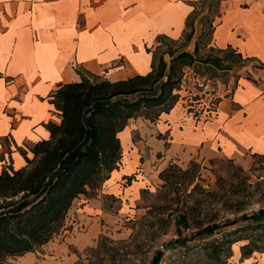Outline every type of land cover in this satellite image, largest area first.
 <instances>
[{
    "label": "crops",
    "instance_id": "0c3cea01",
    "mask_svg": "<svg viewBox=\"0 0 264 264\" xmlns=\"http://www.w3.org/2000/svg\"><path fill=\"white\" fill-rule=\"evenodd\" d=\"M195 2L0 0V171L22 168L25 158H31L30 147L48 139L46 124L60 123L50 96L62 85L79 82L76 69L110 82L146 75L153 59L148 50L159 37L183 38ZM212 46L260 66L237 79L229 97L219 94L212 109L206 98L194 103L199 121H193L194 115L190 118L192 112L184 109L182 98L181 105L177 101L156 123L141 117L127 121L117 136L120 162L124 151H133L137 163L118 165L107 186L103 183L106 193L81 205L80 216L91 221V227L73 241L78 249L91 243L97 221L106 215L101 197L115 196L109 189L115 190L114 183L126 177L134 178L130 185L138 176L147 183L154 180L155 173H149L154 160L163 161L158 174L195 154L217 153L226 159L245 153L264 156V0H222ZM237 264H264V252Z\"/></svg>",
    "mask_w": 264,
    "mask_h": 264
},
{
    "label": "rangeland",
    "instance_id": "374dc122",
    "mask_svg": "<svg viewBox=\"0 0 264 264\" xmlns=\"http://www.w3.org/2000/svg\"><path fill=\"white\" fill-rule=\"evenodd\" d=\"M195 1L183 38L159 37L149 50L155 64L163 57L167 66L179 53L193 56L194 63L177 73L179 85L173 91L175 103L181 105L182 98L184 109L192 112L190 118L196 117L193 121L199 117L194 103L206 98V106L212 109L219 94L229 97L237 79L260 66L234 51L214 49L212 29L222 0ZM75 72L91 83L106 79L81 68ZM155 114L144 116L155 118L150 122L156 123ZM131 153L124 151L120 166L127 160L137 163ZM157 164L152 162L149 173L156 177L149 183L141 176L132 185L134 178L125 179L121 186L117 180L115 190L109 189L116 195L101 197L106 215L97 221V231L86 247L73 244L91 227V221L80 216L81 205L106 193V181H97L95 191L87 188V194L73 202L62 230L51 241L32 254L7 257L0 264H237L250 254L264 252V156L245 153L226 159L217 153L195 154L183 164H168L158 174Z\"/></svg>",
    "mask_w": 264,
    "mask_h": 264
},
{
    "label": "trees",
    "instance_id": "16d2710c",
    "mask_svg": "<svg viewBox=\"0 0 264 264\" xmlns=\"http://www.w3.org/2000/svg\"><path fill=\"white\" fill-rule=\"evenodd\" d=\"M193 63L185 52L172 57L169 66L163 57L155 64L153 57L146 75L91 83L79 74L80 82L52 93L60 124H46L48 139L34 145L22 168L0 172V261L34 252L60 233L73 201L118 170L117 136L127 121L142 116L152 122L155 118L144 114L168 113L177 100V73ZM170 101L173 105L168 106ZM180 220L184 223L185 218Z\"/></svg>",
    "mask_w": 264,
    "mask_h": 264
},
{
    "label": "bare ground",
    "instance_id": "6f19581e",
    "mask_svg": "<svg viewBox=\"0 0 264 264\" xmlns=\"http://www.w3.org/2000/svg\"><path fill=\"white\" fill-rule=\"evenodd\" d=\"M27 254H29V253H27ZM27 254H25V255H27Z\"/></svg>",
    "mask_w": 264,
    "mask_h": 264
}]
</instances>
